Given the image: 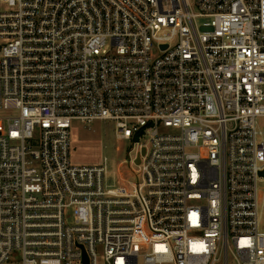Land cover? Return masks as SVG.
<instances>
[{
    "label": "built area",
    "instance_id": "1",
    "mask_svg": "<svg viewBox=\"0 0 264 264\" xmlns=\"http://www.w3.org/2000/svg\"><path fill=\"white\" fill-rule=\"evenodd\" d=\"M0 124V264H264V0H0Z\"/></svg>",
    "mask_w": 264,
    "mask_h": 264
},
{
    "label": "rangeland",
    "instance_id": "2",
    "mask_svg": "<svg viewBox=\"0 0 264 264\" xmlns=\"http://www.w3.org/2000/svg\"><path fill=\"white\" fill-rule=\"evenodd\" d=\"M4 125L0 124V130ZM72 162L79 165L99 163L107 159V169L110 173L118 169L125 173L129 168L128 152L132 148L131 142H122L115 138L112 124L96 122L91 128L76 122L72 128ZM264 217V203L262 207Z\"/></svg>",
    "mask_w": 264,
    "mask_h": 264
},
{
    "label": "water",
    "instance_id": "3",
    "mask_svg": "<svg viewBox=\"0 0 264 264\" xmlns=\"http://www.w3.org/2000/svg\"><path fill=\"white\" fill-rule=\"evenodd\" d=\"M145 153V151H143V154ZM138 163H139V161H138Z\"/></svg>",
    "mask_w": 264,
    "mask_h": 264
}]
</instances>
